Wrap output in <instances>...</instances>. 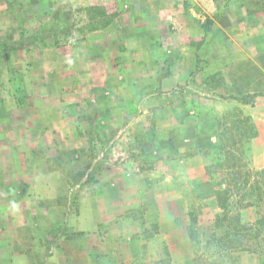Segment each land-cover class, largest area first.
<instances>
[{
  "label": "crops",
  "instance_id": "1",
  "mask_svg": "<svg viewBox=\"0 0 264 264\" xmlns=\"http://www.w3.org/2000/svg\"><path fill=\"white\" fill-rule=\"evenodd\" d=\"M62 1L71 7L99 2L25 0L24 19L29 26L24 36L37 38L12 50V63L1 67L0 82L14 90L0 101L16 106L6 116H0V264H41L45 238L52 240L56 235L58 240V228L63 224L73 225L75 232H85L93 245L100 237L101 224L110 229L106 236L112 242L119 236L130 239L131 232L147 228L152 238L141 240L142 243L157 249L167 246L175 254L171 249L191 244L188 238H174L178 230L177 209L186 201L188 192L208 197L211 190L206 163L198 155L188 153L194 148L192 135H207L209 141H217L215 128L205 131L191 124L198 103L211 101L217 107L232 97L250 95L253 104L240 106L255 121L257 133L264 135V127L258 122L264 104V12H250L248 0H119L129 8L120 13L119 25L128 35L127 49H137L138 53L141 42H152L158 57L154 60L155 71L167 68L159 83L163 94L153 99L161 104L165 93L171 98L169 104L154 108V135L164 133L167 126L171 131L169 139L160 144L155 141L149 152H143L135 147L134 140L148 130L151 112L146 106L136 111L137 99L122 97L114 101L107 97L94 135L107 138L115 133L130 141L118 144L120 161L105 155L103 162L96 163L103 153L96 145L99 140L90 139L85 129L74 126L77 115L71 109L66 111L71 100L61 93L83 86L82 68L90 74L105 71L99 53L112 56V51H107L112 45L105 41L111 30H92L81 39L56 46L55 35L47 27L55 20L60 23ZM18 4L17 16L22 14ZM207 16L212 21L205 30L201 23ZM85 56L87 62L83 66ZM216 73L221 74L222 82L213 87L209 81ZM190 75L192 79L188 80ZM88 79L85 86L93 89V80ZM149 99L142 98L143 104ZM76 100L84 102L82 98ZM165 110L169 115L161 116ZM178 115L183 116L182 123ZM65 155L72 157L67 164ZM144 158L149 159L148 168L143 167ZM70 164L85 170L83 179L89 172L94 175L92 189L80 196L73 218L67 214L65 199L66 169ZM150 183L153 184L149 187ZM136 210H143V218L133 214ZM154 222L157 225L152 229ZM56 245L48 263L66 264L63 250ZM153 256L156 258V254ZM174 257L178 258V254ZM186 262L187 256L182 263ZM74 264H83L81 257Z\"/></svg>",
  "mask_w": 264,
  "mask_h": 264
},
{
  "label": "rangeland",
  "instance_id": "2",
  "mask_svg": "<svg viewBox=\"0 0 264 264\" xmlns=\"http://www.w3.org/2000/svg\"><path fill=\"white\" fill-rule=\"evenodd\" d=\"M24 1L0 0V80L3 78L1 67L12 63L9 53L18 48L14 47L5 51L6 46L16 42L23 43L25 37H29L24 36V31L29 26L24 19L27 12ZM62 2L64 4L62 14L68 11L69 20L65 21L63 17H58L56 14L60 23L53 22L50 27H47L61 44L81 39L92 30L104 27L111 30L105 35V41L112 45V48L107 50L112 51V56L108 53H99L104 62L101 68L105 71L98 70L90 74V71L82 68L83 86L66 89L61 93L68 96V101L71 100L67 102L70 104H67L66 111L69 112L71 109L72 113L77 115L74 118L76 120L74 126L85 129L90 139L93 140L96 137L99 140L96 145L103 153L96 163L103 162L101 158L105 155L113 161H120L122 154L116 151L118 144L121 146L130 141L121 135L116 136L115 133L107 138L94 135L98 127V115L105 110L107 97H113L114 101L121 100L122 97L137 99L136 101L139 102L136 105V111L146 106L147 112L148 110L151 112L148 116L149 123L146 125L148 130L135 137V147L137 145V148H141L143 152H149L151 145L156 143L155 141L160 144L169 139L170 126H167L164 133L157 134L155 137L157 118L153 115L154 108L158 109L160 105L170 103L171 96L168 93L162 95L161 104L153 99L162 92L159 83L161 77L167 73V68L155 71L154 60H158V57L152 42H141L138 53H136L137 49L135 51L127 49L125 40L128 35L119 25L122 24L120 13L129 8L119 0H99L89 6L76 7ZM16 4L20 5L18 8L22 11V14L18 16ZM248 4L250 12L257 10L264 12V1L248 0ZM211 21V18L207 16L201 23L203 29L207 30L211 26ZM14 38H17V41L13 40ZM109 58H111L110 61ZM107 60L108 64H106ZM86 62L85 56L82 65L84 66ZM8 76L9 72L6 73V77ZM191 76L188 80L192 79ZM87 78L93 80V89L85 86L88 82ZM209 82L213 87L220 85L221 74H214ZM13 90L7 86V83L0 82V98L6 99L7 96L13 94ZM148 97L151 99L146 100V105H144L142 98ZM76 98H82L84 102ZM249 99L253 98L250 96ZM241 103L236 99H228L226 103L216 107L213 102L202 100V103H198L196 112L193 113L195 116L191 120L193 127L198 126V129L205 131L215 128L217 144L209 141L207 135L196 136L195 134L190 137L194 148L188 150V153L198 155L197 158L206 163L205 174L211 179V190L208 197L188 192L185 195L186 201L177 209L176 226L178 230L174 238L184 237L191 242L187 248L171 249L175 250L178 258L174 257L175 254H171L167 246L157 249L153 245L148 246L142 243L141 240L152 238V233L146 232L147 228L140 232H131L130 239L119 236L112 242L113 240L106 236L110 229L106 228V224H101L100 237L93 245L94 241L89 240L85 232H75L73 225L63 224L58 228L59 233H57L60 234L58 240H56V235L52 240L45 238L41 264H51L48 263V256L52 248L57 247L56 243L63 250L66 264H74L75 259L80 257L83 264H264V135L257 133L255 121L248 114V110L240 106ZM263 105L259 111L261 119L258 120L261 127H264ZM15 106L16 104L0 101V116H6ZM178 106L180 107V104L176 107ZM167 115H169L167 110L162 111L161 116ZM185 115L189 114L185 113ZM181 118L183 116L178 120L182 123ZM121 124L124 126L125 122ZM254 130H256V136L250 137V133ZM90 145L95 144L90 142ZM128 147L131 148L130 145ZM70 160L72 157L65 155L64 162L67 164ZM96 163L95 167L98 166ZM148 163L149 159L144 158L143 167L148 168ZM75 170L78 169L73 168L71 164L66 169L65 199L69 218H73V213L78 210L80 196L91 191L93 185L91 181L94 178V175L90 176V172L88 177L78 178ZM159 187L162 189L161 186ZM142 211L136 210L133 214L143 218ZM153 214L155 215L154 212ZM153 214L151 213V216L155 217ZM205 214L211 216H204ZM151 225L154 229L157 224L154 222ZM103 237L106 238L104 244L101 243L104 241ZM113 244L117 246L114 247ZM159 256L160 258L157 259ZM186 256L187 262L182 263Z\"/></svg>",
  "mask_w": 264,
  "mask_h": 264
},
{
  "label": "trees",
  "instance_id": "3",
  "mask_svg": "<svg viewBox=\"0 0 264 264\" xmlns=\"http://www.w3.org/2000/svg\"><path fill=\"white\" fill-rule=\"evenodd\" d=\"M62 17L65 19V21H68V20H69V17H70V13H69L68 11L63 12ZM54 22H55V24H57L56 21H54ZM65 26H66V25H65ZM43 33H44V31L41 32V33L39 34V36H40V35L42 36ZM36 38H37V36H29V37H25L23 43H18V42H16V43H13V45H7L6 48H5V51H6V50L13 49L14 47H15V48H17V47L19 48V46H21V45L24 44V42H26V41H31V40H34V39H36ZM54 43H55L56 46L61 45V43L58 41L57 37H54ZM232 98H234V99H236V100H238V101H241L242 103L253 104V101L249 99V98H250V95H243V96H237V97H232ZM246 119L248 120L249 117L247 116ZM250 126H251V125H250ZM256 134H257V133H256V130H254V131H252V132L250 133V137H254V136H256ZM84 171H85V170H83V169H82V170H75V172H76L78 178L83 177V175H84Z\"/></svg>",
  "mask_w": 264,
  "mask_h": 264
}]
</instances>
